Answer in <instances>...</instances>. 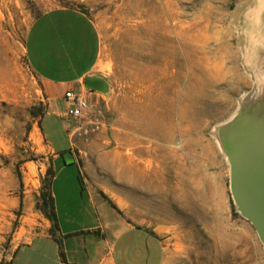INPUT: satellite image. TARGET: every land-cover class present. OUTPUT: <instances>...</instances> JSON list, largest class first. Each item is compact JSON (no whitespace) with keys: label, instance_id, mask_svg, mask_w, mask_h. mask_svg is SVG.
I'll return each instance as SVG.
<instances>
[{"label":"rangeland","instance_id":"374dc122","mask_svg":"<svg viewBox=\"0 0 264 264\" xmlns=\"http://www.w3.org/2000/svg\"><path fill=\"white\" fill-rule=\"evenodd\" d=\"M254 1L0 0V264H9L46 219L51 223L44 205L53 175L47 138L67 145L76 125L63 115V97L50 107L26 55L33 20L63 7L97 24L107 71L105 101L93 102L107 106L111 126L81 165L125 158L149 166L152 187L141 212L165 242L163 264H264V245L234 201L219 140L221 126L264 90V27L253 21ZM68 170L59 178L76 174L75 166ZM61 223L70 230L81 223L82 230L93 220ZM91 239L81 232V250L91 249ZM77 245L69 238L63 250ZM44 249L53 255L51 246Z\"/></svg>","mask_w":264,"mask_h":264},{"label":"crops","instance_id":"0c3cea01","mask_svg":"<svg viewBox=\"0 0 264 264\" xmlns=\"http://www.w3.org/2000/svg\"><path fill=\"white\" fill-rule=\"evenodd\" d=\"M261 7L259 21L260 28H263V3ZM25 44L28 62L50 95V107L55 100L64 98V93L69 89L82 93L92 101L95 98L98 102L105 101L104 92L86 86L87 78L92 76L108 82L102 59L101 33L97 24L86 13L70 7L44 11L31 23ZM48 113L50 110L45 115ZM68 130L67 145H58L47 138L53 148L50 189L58 222H81V216H87L92 218L93 223L82 230L81 223L79 228L71 230L65 229L61 223L62 227L59 224L60 229L53 236L49 231L51 223L46 219L40 233L15 248L9 264L18 260L26 264H47L49 261L62 264L61 247L56 239L61 242L63 249V244L69 238L78 242L73 251L65 248L66 258L70 262L163 264L165 242L159 231L150 226L149 216L141 212L142 205L150 198L152 187L149 166L124 164L125 158H120L118 164L112 165H81L84 155H94V143L97 139L84 142L75 138L73 141L71 129ZM65 150L72 151L73 162L65 161ZM72 165L75 166L76 174H68L71 178L68 180L67 176L60 179V174L69 173L67 171ZM123 204L126 205L125 208ZM81 232L93 238L89 251L86 247L81 250ZM50 246L53 250L51 257L44 252V248Z\"/></svg>","mask_w":264,"mask_h":264},{"label":"water","instance_id":"95a60500","mask_svg":"<svg viewBox=\"0 0 264 264\" xmlns=\"http://www.w3.org/2000/svg\"><path fill=\"white\" fill-rule=\"evenodd\" d=\"M90 89L106 92L103 78L86 80ZM219 140L230 162L231 190L238 210L255 227L264 245V90L244 101L235 116L221 126ZM67 163L74 161L65 150Z\"/></svg>","mask_w":264,"mask_h":264},{"label":"built area","instance_id":"2783aa9c","mask_svg":"<svg viewBox=\"0 0 264 264\" xmlns=\"http://www.w3.org/2000/svg\"><path fill=\"white\" fill-rule=\"evenodd\" d=\"M64 99L67 102L65 116L76 121L75 127L70 130L73 141L78 138L89 142L110 128L111 117L105 104H96L72 89L64 93Z\"/></svg>","mask_w":264,"mask_h":264},{"label":"trees","instance_id":"16d2710c","mask_svg":"<svg viewBox=\"0 0 264 264\" xmlns=\"http://www.w3.org/2000/svg\"><path fill=\"white\" fill-rule=\"evenodd\" d=\"M44 205L49 208V211L46 212V215L51 220L52 226H51L50 233L54 236L53 232L59 230L60 227H59L58 217H57V213H56L55 201H54V197H53L51 191H50L49 195L47 196V198L44 199ZM56 240L58 241V243L61 247L60 257H61L62 264H78L76 262H70L67 260L65 252L62 249L61 242L58 239H56Z\"/></svg>","mask_w":264,"mask_h":264},{"label":"bare ground","instance_id":"6f19581e","mask_svg":"<svg viewBox=\"0 0 264 264\" xmlns=\"http://www.w3.org/2000/svg\"><path fill=\"white\" fill-rule=\"evenodd\" d=\"M264 4V0H255L254 2H253V4H252V7H253V9H254V11H253V21L256 23V21L259 19V14L262 12V7H261V4ZM264 15V14H263ZM140 168V167H139ZM143 169V168H142ZM139 172H140V170H138ZM147 171V170H146ZM145 171V172H146ZM149 172V171H148ZM150 172H153V171H151L150 170ZM143 174V173H142ZM151 174V173H150ZM141 175V174H140ZM147 175V174H146ZM146 178H149V177H146ZM146 178H144V179H146ZM143 180V179H142ZM140 181V180H139ZM141 182V181H140ZM152 201V200H151ZM156 203V202H155ZM150 204V203H149ZM157 206V205H156ZM166 206V205H165ZM155 207V206H154ZM152 205H148L147 206V209L150 211V212H152V211H157L156 210V208H154ZM167 207V206H166ZM168 209V208H167ZM171 209V208H170ZM192 209V208H191ZM193 209H194V207H193ZM144 210V209H143ZM144 212H145V210H144ZM163 212V211H162ZM164 212H166L167 213V211H164ZM168 213H170V212H168ZM171 213H173V212H171ZM170 213V214H171ZM176 213V212H175ZM145 214V213H144ZM156 214V213H155ZM155 214H153V215H155ZM162 215V214H161ZM168 215V214H167ZM165 216H166V214H165ZM172 216H175V215H172ZM170 217H171V215H170ZM156 218V217H155ZM202 219L204 220V225H205V227L206 226H208L209 224L207 223V220H206V216H204V217H202ZM161 220V219H160ZM217 225V224H216Z\"/></svg>","mask_w":264,"mask_h":264}]
</instances>
